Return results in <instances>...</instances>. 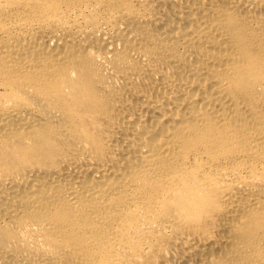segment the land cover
<instances>
[{"label":"bare ground","instance_id":"1","mask_svg":"<svg viewBox=\"0 0 264 264\" xmlns=\"http://www.w3.org/2000/svg\"><path fill=\"white\" fill-rule=\"evenodd\" d=\"M0 264H264V0H0Z\"/></svg>","mask_w":264,"mask_h":264}]
</instances>
